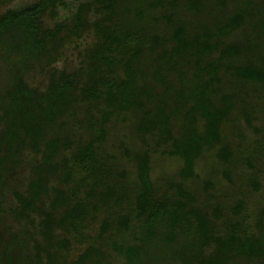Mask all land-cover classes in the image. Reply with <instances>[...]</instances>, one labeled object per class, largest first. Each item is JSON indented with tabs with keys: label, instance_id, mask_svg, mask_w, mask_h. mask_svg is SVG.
Instances as JSON below:
<instances>
[{
	"label": "trees",
	"instance_id": "obj_1",
	"mask_svg": "<svg viewBox=\"0 0 264 264\" xmlns=\"http://www.w3.org/2000/svg\"><path fill=\"white\" fill-rule=\"evenodd\" d=\"M12 1L0 264H264V0Z\"/></svg>",
	"mask_w": 264,
	"mask_h": 264
},
{
	"label": "rangeland",
	"instance_id": "obj_2",
	"mask_svg": "<svg viewBox=\"0 0 264 264\" xmlns=\"http://www.w3.org/2000/svg\"><path fill=\"white\" fill-rule=\"evenodd\" d=\"M31 1H33V0H13L11 4L12 5L24 4V3L31 2ZM233 6H234V3H230L228 5V10L229 11L234 10V8H236V7L235 6L233 7ZM87 39L89 40V38H87ZM78 43H79V45L77 44V42H75V43L68 45L66 47L65 56L63 57V59L59 60L56 63L57 67H59V68L65 67L67 69H71V68H73L79 64V60H80L79 51L81 50L82 43H80V42H78ZM34 76H36V77H34ZM34 76H32L34 78L30 77L31 82H33L35 84H37L39 82H40V84L43 83L44 77L41 74H35ZM111 141L113 142L112 139H111ZM116 145H114V146L116 148H118ZM210 162H212V160L209 159L208 157H206L204 165L201 167V169L199 168V170H198V172L201 176H204V174H205L204 171L207 169L208 166H210L209 165ZM204 166H206V168ZM176 169H177L176 160L172 157L165 156V158L158 160V163L156 164V170L154 171V173H156V172L173 173ZM20 171L22 172V170H20ZM21 172L16 173L14 175V177L16 179L17 184L22 186L23 176L21 175ZM7 197H8V200L5 202H2V205L12 202V195L8 194ZM2 216H3V219L5 221V225L11 224V225L15 226L17 224L14 221V219L12 218V216H10L9 214H3ZM73 250L76 251L77 248L75 247Z\"/></svg>",
	"mask_w": 264,
	"mask_h": 264
}]
</instances>
